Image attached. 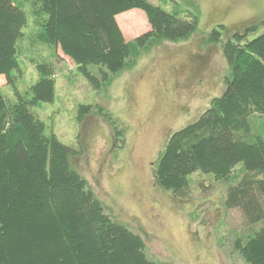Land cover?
Wrapping results in <instances>:
<instances>
[{"label":"trees","instance_id":"trees-1","mask_svg":"<svg viewBox=\"0 0 264 264\" xmlns=\"http://www.w3.org/2000/svg\"><path fill=\"white\" fill-rule=\"evenodd\" d=\"M31 2L33 14L43 19L37 22L42 42L54 57L61 50L98 91L145 49L187 40L197 25L148 0ZM132 10L145 12L150 31L127 42L117 17ZM27 24L19 5L0 0V77L18 99L8 101L0 86V264H164L151 261L144 238L107 213L75 168L80 153L47 134L33 112L40 103L55 102L56 64L35 62L38 83L19 92L17 46ZM219 37L215 31L212 42L221 43ZM234 39L223 46L232 74L226 90L193 124L173 133L154 168L155 180L183 198L192 175L230 181L243 165L242 178L228 187L226 206L239 209L254 228L264 224V125L260 131L252 127L253 117H264V34L253 41L244 42L240 34ZM92 110L81 106L80 121ZM253 233L235 248L247 264H264V228Z\"/></svg>","mask_w":264,"mask_h":264},{"label":"rangeland","instance_id":"rangeland-1","mask_svg":"<svg viewBox=\"0 0 264 264\" xmlns=\"http://www.w3.org/2000/svg\"><path fill=\"white\" fill-rule=\"evenodd\" d=\"M13 1L28 18L17 46V88L26 94L38 83L35 62L56 64L55 102L40 103L33 112L47 134L80 153L75 168L107 213L144 238L153 262L247 264L234 244L245 242L264 224L249 227L242 212L228 209L225 200L228 187L242 178L243 165L230 181L192 175L183 198L156 183L154 168L173 133L193 124L226 90L232 74L224 44L235 42L236 34L245 36L244 42L264 34V0H148L182 19L196 20L195 33L145 49L100 91L61 50L54 57V49L42 42L38 23L43 19L33 14L31 0ZM117 21L127 42L150 31L141 10L120 14ZM215 31L221 43L212 42ZM90 69L99 78L98 69ZM0 86L8 101L18 102L3 76ZM81 106L93 108L83 121ZM252 119L253 129L262 130L264 117Z\"/></svg>","mask_w":264,"mask_h":264},{"label":"crops","instance_id":"crops-1","mask_svg":"<svg viewBox=\"0 0 264 264\" xmlns=\"http://www.w3.org/2000/svg\"><path fill=\"white\" fill-rule=\"evenodd\" d=\"M121 26V24H119Z\"/></svg>","mask_w":264,"mask_h":264}]
</instances>
